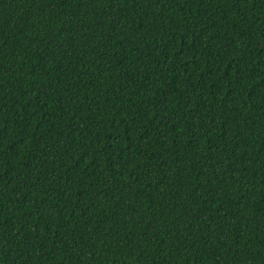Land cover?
I'll return each instance as SVG.
<instances>
[{
    "label": "trees",
    "instance_id": "1",
    "mask_svg": "<svg viewBox=\"0 0 264 264\" xmlns=\"http://www.w3.org/2000/svg\"><path fill=\"white\" fill-rule=\"evenodd\" d=\"M0 264H264V0H0Z\"/></svg>",
    "mask_w": 264,
    "mask_h": 264
}]
</instances>
